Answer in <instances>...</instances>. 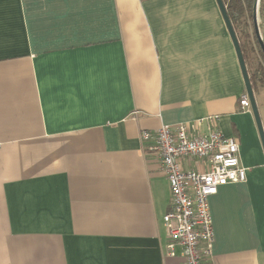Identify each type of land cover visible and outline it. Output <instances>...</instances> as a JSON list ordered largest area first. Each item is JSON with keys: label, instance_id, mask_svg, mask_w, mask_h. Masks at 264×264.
Returning <instances> with one entry per match:
<instances>
[{"label": "crops", "instance_id": "1", "mask_svg": "<svg viewBox=\"0 0 264 264\" xmlns=\"http://www.w3.org/2000/svg\"><path fill=\"white\" fill-rule=\"evenodd\" d=\"M245 94L216 0H0V264H182L180 246L165 256L170 186L140 135L212 116L247 169L209 198L214 263L264 264Z\"/></svg>", "mask_w": 264, "mask_h": 264}, {"label": "built area", "instance_id": "2", "mask_svg": "<svg viewBox=\"0 0 264 264\" xmlns=\"http://www.w3.org/2000/svg\"><path fill=\"white\" fill-rule=\"evenodd\" d=\"M240 104L244 112L252 113L248 94ZM218 119L212 116L190 124L164 125L140 135L143 151L156 157L170 186V210L163 218L168 235L165 256L175 257L180 246L182 264H215L209 198L219 187L247 179L239 143L222 134ZM203 126L208 128L205 133Z\"/></svg>", "mask_w": 264, "mask_h": 264}, {"label": "trees", "instance_id": "3", "mask_svg": "<svg viewBox=\"0 0 264 264\" xmlns=\"http://www.w3.org/2000/svg\"><path fill=\"white\" fill-rule=\"evenodd\" d=\"M255 0H223L227 5L228 15L239 33V41L246 65L252 63L251 72L253 87L264 83V54L252 29L253 5ZM263 1L260 3V14L264 13ZM257 61V62H256ZM256 63V64H255Z\"/></svg>", "mask_w": 264, "mask_h": 264}, {"label": "water", "instance_id": "4", "mask_svg": "<svg viewBox=\"0 0 264 264\" xmlns=\"http://www.w3.org/2000/svg\"><path fill=\"white\" fill-rule=\"evenodd\" d=\"M216 1H217L218 5H219V8H220L221 13L223 15V18L225 20V23L227 25L228 31L230 33L232 42H233V44L235 46V49H236V52H237V55H238V58H239L241 70H242L244 81H245L246 91H247V94H248V97H249V100H250L252 113L254 115L255 122L257 124V128H258V131H259L260 139H261L263 150H264V129H263V125H262V122H261L260 115H259V110H258V106H257V102H256V97H255L253 83H252L251 78L249 76V72H248V69H247L245 58H244V55H243V52H242V49H241L240 41H239V38H238V36H237V34L235 32V29H234L232 23H231V20L229 18V15L227 13V10H226V7H225V4H224L223 0H216ZM260 1L261 0H255L254 1V5H253V20H254L255 35L257 37V40H258L259 45L261 47V50H262V52L264 54V40H263V38L261 36L259 23H258V7H259V4H260Z\"/></svg>", "mask_w": 264, "mask_h": 264}, {"label": "rangeland", "instance_id": "5", "mask_svg": "<svg viewBox=\"0 0 264 264\" xmlns=\"http://www.w3.org/2000/svg\"><path fill=\"white\" fill-rule=\"evenodd\" d=\"M257 62V61H256ZM256 64V63H255ZM262 86L261 89H264V83L263 84H260ZM264 96V95H263ZM261 108L258 107V110H259V115H260V118H261V122H262V125H263V129H264V100L261 99ZM258 106V105H257Z\"/></svg>", "mask_w": 264, "mask_h": 264}]
</instances>
